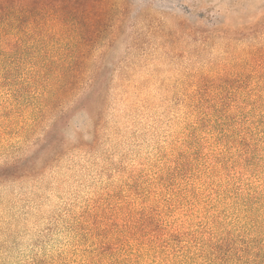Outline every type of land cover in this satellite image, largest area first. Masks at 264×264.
<instances>
[{"label": "rangeland", "instance_id": "374dc122", "mask_svg": "<svg viewBox=\"0 0 264 264\" xmlns=\"http://www.w3.org/2000/svg\"><path fill=\"white\" fill-rule=\"evenodd\" d=\"M113 3L0 39V167L71 145L0 183V264L204 263L264 188V30L248 28L264 0ZM77 59L110 80L97 136L90 101L61 120L82 98L60 77Z\"/></svg>", "mask_w": 264, "mask_h": 264}, {"label": "trees", "instance_id": "16d2710c", "mask_svg": "<svg viewBox=\"0 0 264 264\" xmlns=\"http://www.w3.org/2000/svg\"><path fill=\"white\" fill-rule=\"evenodd\" d=\"M111 6L118 7L119 4L113 3V0H0V39L5 35L6 31L4 30L9 25L20 24L21 19L27 15V18L34 20L39 15L55 14L57 22L75 20L78 26L83 20L87 22V19L92 18L93 15L101 17L104 12H107V9H111ZM95 23L92 21L89 27L95 30L97 24ZM248 28L264 30V14L259 17L255 25L253 24ZM78 51H81L80 48ZM3 57L0 51V60ZM85 65L87 66V61L83 62L77 59L68 67L63 66L60 77L63 76L68 81L67 84L71 86L67 94L64 95L82 98L62 116L61 120L68 118L73 111L86 109L90 101L91 107H93L91 112L97 113L95 116L98 119L94 123L97 136L102 124V114L107 107L110 80L101 79L102 66L96 70H90L83 76L82 71ZM67 122L70 125V122ZM46 143L48 141L45 140L44 147H41L32 158L19 164L0 167V183L12 179L19 180L26 175L28 177L34 176L35 171H43L49 163L71 149L70 141L66 137H62L56 145H52V149H50L51 144ZM46 148H48L49 153H47ZM41 158L43 159L42 166L36 170L37 161ZM262 170V176H264V166ZM263 180L262 178L261 182H264ZM243 206L247 211H244V215L240 216L237 225L228 232L216 233L214 237L212 236L211 242L207 244L206 250H201V253L197 255L198 259L204 260V263L200 264H264V188L248 194L244 198ZM32 264H46V262L35 261ZM112 264H122V262L117 261L112 262Z\"/></svg>", "mask_w": 264, "mask_h": 264}]
</instances>
